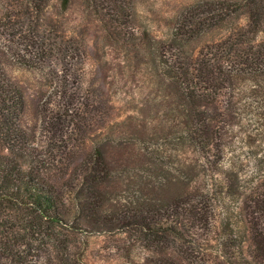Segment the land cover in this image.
I'll list each match as a JSON object with an SVG mask.
<instances>
[{
    "label": "trees",
    "instance_id": "obj_1",
    "mask_svg": "<svg viewBox=\"0 0 264 264\" xmlns=\"http://www.w3.org/2000/svg\"><path fill=\"white\" fill-rule=\"evenodd\" d=\"M49 2L0 0V264L43 258L33 253L34 242L48 237L57 252L55 262L47 253L43 264H77L54 228L124 231L147 251L142 264H205L197 249L208 246L224 264H264V167L242 176L230 153L236 119L264 121V38L257 39L264 36V0H198L158 41L122 24L135 56L147 58L172 87L171 119L181 125V146L192 156L183 163L186 180L170 198L143 194L114 210L107 201L116 168L102 141L92 139L100 122L105 126L111 99L101 95L103 112L100 92L74 82L69 49L54 53L20 20L39 18ZM56 2L66 11L72 0ZM84 10L99 13L92 0H84ZM119 17L112 12L113 21ZM215 30L223 35L194 51L193 42ZM52 55L60 69L49 62ZM16 69L38 71L44 80L32 116ZM211 155L218 161L208 169Z\"/></svg>",
    "mask_w": 264,
    "mask_h": 264
},
{
    "label": "rangeland",
    "instance_id": "obj_2",
    "mask_svg": "<svg viewBox=\"0 0 264 264\" xmlns=\"http://www.w3.org/2000/svg\"><path fill=\"white\" fill-rule=\"evenodd\" d=\"M196 1L92 0L98 6L97 14L84 10V0H72L66 11L58 8L56 0H50L39 18L31 17L32 22L27 17L20 18L24 26L29 23L34 33L43 35L51 43L54 53H58L60 47L69 49L66 53L71 54L70 64L77 76L74 82L81 80L83 86L95 87L100 92L99 106L103 112L107 111V107L101 95H108L111 99L112 109L109 115L105 113V126L101 125L103 120L92 137L96 144L102 141L105 156L116 168L108 186L111 189L107 201L110 210L124 203L131 204L143 194L157 195L166 200L180 189V181L186 180L182 173L192 155L181 146V125L174 126L175 122L171 119L172 87L153 73L152 64L144 62L147 58L135 56V50L128 46L127 35L123 32L128 21L127 28L133 27L137 34L145 29L154 41L168 38L180 12ZM113 11L118 12V17L122 13L131 14L129 17L120 16L117 22L111 19ZM221 35L223 32L215 30L198 38L192 47L197 51ZM262 38L264 36H257L258 40ZM74 47L79 48L77 54ZM59 56L49 58V62L58 69L61 68ZM13 76L25 88L29 100L28 115L32 116L36 90L44 80L40 72L31 69H16ZM66 78L69 79V74ZM103 115L99 112V116ZM235 130L230 153L242 176L249 177L253 167H261V170L264 167V121L247 120L243 116L236 119ZM87 146H93L91 140H88ZM208 158V166L204 164L206 168H211L218 157L211 155ZM199 162L203 163L202 160ZM54 229L52 233L66 242L72 263L142 264L145 260L147 251L141 247L140 240L135 236L129 237L124 231H107L105 228L92 231ZM52 243L49 237L44 242L35 241L38 248L33 253L45 256L39 259L32 257L26 264H43L47 253L55 262L57 250ZM131 245L134 247L126 256V249ZM197 252L205 264H224L223 258L212 246L197 249Z\"/></svg>",
    "mask_w": 264,
    "mask_h": 264
}]
</instances>
